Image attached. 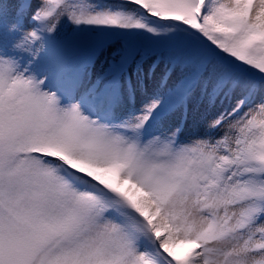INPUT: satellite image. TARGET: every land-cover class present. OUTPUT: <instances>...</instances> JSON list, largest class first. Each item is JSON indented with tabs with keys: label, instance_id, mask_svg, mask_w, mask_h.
<instances>
[{
	"label": "snow or ice",
	"instance_id": "snow-or-ice-1",
	"mask_svg": "<svg viewBox=\"0 0 264 264\" xmlns=\"http://www.w3.org/2000/svg\"><path fill=\"white\" fill-rule=\"evenodd\" d=\"M0 264H264V0H0Z\"/></svg>",
	"mask_w": 264,
	"mask_h": 264
}]
</instances>
